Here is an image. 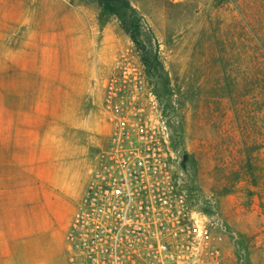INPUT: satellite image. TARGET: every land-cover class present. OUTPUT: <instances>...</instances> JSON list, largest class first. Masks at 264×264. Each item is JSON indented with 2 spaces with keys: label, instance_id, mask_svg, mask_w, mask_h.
<instances>
[{
  "label": "rangeland",
  "instance_id": "374dc122",
  "mask_svg": "<svg viewBox=\"0 0 264 264\" xmlns=\"http://www.w3.org/2000/svg\"><path fill=\"white\" fill-rule=\"evenodd\" d=\"M126 1L0 0V264H90L93 192L133 264H264V0Z\"/></svg>",
  "mask_w": 264,
  "mask_h": 264
},
{
  "label": "built area",
  "instance_id": "2783aa9c",
  "mask_svg": "<svg viewBox=\"0 0 264 264\" xmlns=\"http://www.w3.org/2000/svg\"><path fill=\"white\" fill-rule=\"evenodd\" d=\"M92 197L86 199L85 205L77 211L73 219V227L76 231L84 229L86 244L82 247V257L90 264H133L131 256L135 255L132 246L123 245L124 242H134L138 235L139 224L132 217L133 199L127 200V206L123 212L121 223L118 226L104 228L101 222L91 223L99 220L96 216L104 213V210L113 203L103 200L93 192ZM168 205V200L162 201ZM140 217L148 214L151 208L143 207ZM90 227H93L90 229ZM72 234V233H71ZM151 255L159 260L158 264H178L176 255L166 244H159L156 248L151 247ZM72 264H76L73 262ZM85 264V263H82Z\"/></svg>",
  "mask_w": 264,
  "mask_h": 264
},
{
  "label": "trees",
  "instance_id": "16d2710c",
  "mask_svg": "<svg viewBox=\"0 0 264 264\" xmlns=\"http://www.w3.org/2000/svg\"><path fill=\"white\" fill-rule=\"evenodd\" d=\"M101 6L102 8L107 12V13H111V12H114L115 10H121V9H128L132 12H134V9L131 7V5L126 1V0H96ZM139 25V22L138 20H131V24L130 25H125V29L127 31H129L130 29V34L133 38V40L135 41L137 38H136V35L135 33H132L133 31H135L136 29H133L134 26H138ZM144 62L147 64L149 63V58H148V55L147 53L144 55ZM5 102L2 101L0 102V107L3 105L4 106ZM7 107V106H5ZM2 108V107H1ZM14 109V108H13ZM0 116H3L0 112ZM14 156V155H13ZM17 159V158H16ZM7 163L6 161H3L1 160L0 158V165L2 164H5ZM16 161H14V163L12 164H15L16 165Z\"/></svg>",
  "mask_w": 264,
  "mask_h": 264
},
{
  "label": "crops",
  "instance_id": "0c3cea01",
  "mask_svg": "<svg viewBox=\"0 0 264 264\" xmlns=\"http://www.w3.org/2000/svg\"><path fill=\"white\" fill-rule=\"evenodd\" d=\"M72 222H71V225H70V229H69V231H68V233H69V236H68V239H70V236H71V233H72V230H73V219L71 220ZM71 246L69 245V247L68 248H70ZM69 250V249H68ZM68 264H70V260H69V262H68ZM72 264V263H71Z\"/></svg>",
  "mask_w": 264,
  "mask_h": 264
}]
</instances>
